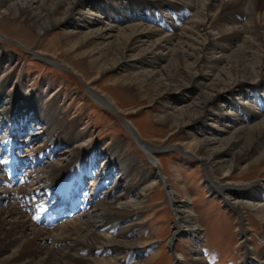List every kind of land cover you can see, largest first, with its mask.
Segmentation results:
<instances>
[{
	"label": "bare ground",
	"instance_id": "1",
	"mask_svg": "<svg viewBox=\"0 0 264 264\" xmlns=\"http://www.w3.org/2000/svg\"><path fill=\"white\" fill-rule=\"evenodd\" d=\"M7 17L37 35L54 25L86 27V36L102 45L98 64L102 72L114 65L135 70L139 65L143 71L135 73L143 77L140 98L148 103L174 99L178 105L165 106L172 109L160 116L162 123L170 131L186 130L189 140L182 142L183 152L194 155L204 168L201 177L207 192L219 195L236 215L239 237L245 242L240 264H264V249L255 255L243 221L248 211L264 230V179L235 180L247 174L249 166L264 170V0H0V19ZM17 65L16 57L0 50V103L4 98L0 105V264H124L122 254L112 255L105 249H126L127 241L110 234L132 213L144 209L146 190L157 185L164 186L176 220L169 249L171 239L182 235L204 241L188 192L174 190L158 170L148 185L128 199V190L118 191L114 182L105 181L116 170L119 185L129 170L145 168L128 145L112 141L101 163H95L103 154L92 152L86 131L75 128L55 107L58 93L49 92L43 106L40 89L25 86L23 74L11 75ZM9 82L18 85L5 94ZM94 97L121 112L120 107H111L110 98ZM123 118L122 126L152 154L153 147ZM63 130L74 135L67 136ZM21 132L28 139H15ZM167 133L166 139L171 136ZM15 151L21 154L11 160ZM242 156L251 161L239 166L236 160ZM18 165L30 168L27 184L22 183L27 192L19 190L15 196L32 200L37 209L30 213L22 204L11 202L5 185L18 176ZM138 174L143 180L144 175ZM82 177L93 182L88 209L69 221H50L46 208L55 204L47 206V199L52 195L68 198L69 207H78ZM231 191H236L235 198ZM258 239L264 244V232ZM172 252L177 263L186 260ZM196 252L192 262L205 264L201 250Z\"/></svg>",
	"mask_w": 264,
	"mask_h": 264
},
{
	"label": "rangeland",
	"instance_id": "2",
	"mask_svg": "<svg viewBox=\"0 0 264 264\" xmlns=\"http://www.w3.org/2000/svg\"><path fill=\"white\" fill-rule=\"evenodd\" d=\"M86 32L87 28L82 25L79 27L54 25L37 35L28 27L18 25L12 18L7 17L0 19V50L13 55L18 61L11 75L20 77L23 74L25 86H31L32 90L40 89L39 94L43 93V96H47L46 98L41 96L43 106L49 100V92L58 93L55 107H59L67 121L75 125V128L86 131L90 142L88 147L92 145V152L98 151L103 154L102 158L94 161L95 163H101L108 145L118 139L128 145V150L133 153L136 161L145 167L141 172L129 170L121 183L124 185L122 188L121 184L116 185L118 184L114 178L116 170L105 177L106 182H114L118 191L128 190L127 195L130 199L140 187L148 185L153 175L159 170L160 173H164L174 190L181 193L185 190L191 195V206L196 212L204 234L202 242L184 235L176 237L169 249L168 239L176 220L172 208L166 201L164 186L157 185L155 188L146 190V195L142 199L144 209L132 213L126 220L123 219L125 221L120 224V227L118 226L117 231L110 234L116 240L127 241V248L112 246L105 250H109L112 255L122 254L125 259L124 264H143L140 262L147 260H150L147 261L149 264H170L175 258L172 250L175 254H182L186 259L176 264H195L192 262V257L197 254V249L201 250L202 257H204L203 252L205 253L207 257H204L207 259L205 264H240L245 242L239 237L236 215L233 211L226 209L219 195L207 192L201 177L204 168L200 166L194 155L183 152L182 142L189 140L185 137L186 130L180 128L177 131H170V127L162 123L160 119L161 115L171 112L172 105L178 104L174 102V99L168 98L159 102L155 99L151 103H148L147 99H141L140 83L143 77L142 73H135L143 71L138 68L139 65L136 67L137 70L130 67L118 69L114 65L111 69L102 72L98 68L99 59L103 55L100 47L102 45H99L95 39L87 37ZM113 33H116V29ZM17 85V82L5 85V94L12 92ZM43 89L46 91H42ZM94 95L98 98H110L111 107H120L121 112L119 111L118 114L115 109L103 106ZM3 99L0 105H3ZM30 113L31 111L26 113L27 116H30ZM15 114L20 118L22 116V113L16 109ZM123 117L129 119L135 129L139 130V137L153 147L152 154L146 153L137 143L134 135L122 126ZM0 131H3L2 128ZM167 131L171 133V136L166 139ZM63 132L67 136L74 135L64 130ZM193 136L201 135L195 133ZM25 137L28 139V135L20 133L15 139L22 140ZM163 138L165 141L161 143ZM152 155L155 159L154 163ZM250 161L249 157L242 156L236 160V164L247 165ZM246 172L247 174L242 175L241 179L235 180L248 182L264 179V170L260 166H249ZM23 173L24 175L28 173L26 168H21V174ZM138 173L144 175L143 180ZM28 178H24L21 184H27ZM25 184L16 187L17 185L12 181L5 183L10 191L11 202L16 206L22 204L21 207L23 206L22 208L29 212L30 201L15 198L19 190L25 191L24 189L27 188ZM231 193L233 198L237 196L236 191ZM243 218L249 247L255 255H258L264 249V244L258 239L264 230L250 212L244 211ZM69 220L71 218L66 217L63 222Z\"/></svg>",
	"mask_w": 264,
	"mask_h": 264
},
{
	"label": "water",
	"instance_id": "3",
	"mask_svg": "<svg viewBox=\"0 0 264 264\" xmlns=\"http://www.w3.org/2000/svg\"><path fill=\"white\" fill-rule=\"evenodd\" d=\"M174 241H175V239H174V238H172V239H171V241H170V244H171L172 242H174Z\"/></svg>",
	"mask_w": 264,
	"mask_h": 264
}]
</instances>
